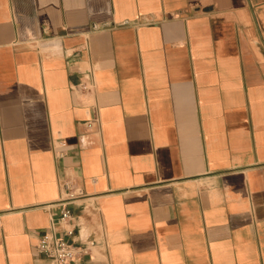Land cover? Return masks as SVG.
<instances>
[{"label": "crops", "instance_id": "crops-1", "mask_svg": "<svg viewBox=\"0 0 264 264\" xmlns=\"http://www.w3.org/2000/svg\"><path fill=\"white\" fill-rule=\"evenodd\" d=\"M66 180V264H264V0H0V264Z\"/></svg>", "mask_w": 264, "mask_h": 264}, {"label": "built area", "instance_id": "built-area-1", "mask_svg": "<svg viewBox=\"0 0 264 264\" xmlns=\"http://www.w3.org/2000/svg\"><path fill=\"white\" fill-rule=\"evenodd\" d=\"M83 87L87 86L83 84ZM58 144L59 147H65L66 141L59 139ZM62 153L63 151L60 152V154ZM61 188L65 195L60 200L63 206L58 213V220L62 224L63 230L60 234L52 230L43 232L40 236L38 251L58 264H66L90 255L93 247L103 241L96 239L81 241L77 239L74 222L78 216L70 203L78 199L80 195L75 191V185L70 180L63 181Z\"/></svg>", "mask_w": 264, "mask_h": 264}]
</instances>
